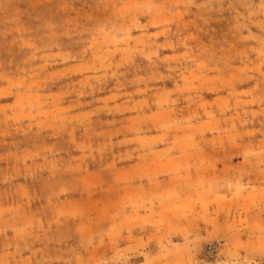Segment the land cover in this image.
<instances>
[{"label": "rangeland", "instance_id": "obj_1", "mask_svg": "<svg viewBox=\"0 0 264 264\" xmlns=\"http://www.w3.org/2000/svg\"><path fill=\"white\" fill-rule=\"evenodd\" d=\"M243 211L264 213V0H0V264H264Z\"/></svg>", "mask_w": 264, "mask_h": 264}, {"label": "crops", "instance_id": "obj_2", "mask_svg": "<svg viewBox=\"0 0 264 264\" xmlns=\"http://www.w3.org/2000/svg\"><path fill=\"white\" fill-rule=\"evenodd\" d=\"M40 3H43V1L42 2H40ZM230 169H232V168H229L228 169V171L230 170ZM220 171H224L223 170V168L221 167V168H218L217 169V173H220ZM183 175H185V177H187V179H191L192 178V170H190V168L189 167H186V168H183V170H182V172H181ZM215 177H216V174H215ZM243 180V179H242ZM244 181V180H243ZM242 181V182H243ZM242 184H246V185H249V182L248 181H246V182H243ZM237 188H238V184L237 183H235L234 184V186H233V188H231V189H229L228 191H224V193H223V195H221V197H223V205L222 206H226L227 207V210H228V208H230L231 206H234V205H236V202H235V198L234 197H236L237 196V194H235L236 193V191H237ZM197 196V199H192V200H183V202L182 203H189V207H193V205L194 206H199V204H198V202H199V200H201V197H199L198 196V194L196 195ZM191 203H193V204H191ZM190 209V208H189ZM223 209V208H222ZM222 209L220 210V211H222ZM219 211V212H220ZM246 211V210H245ZM188 213H190V214H192L191 216H190V218H192V219H194V221H195V224L197 223L198 224V227H200V228H202V227H204L203 225H202V223L204 222L202 219H204L205 220V217L204 218H200V216H201V211H194L193 209L191 210V211H187ZM200 212V213H199ZM193 214H195V216L193 215ZM239 215V220H240V223H242V221H247V222H249L251 225L253 224V223H257V224H260L261 226H262V230L260 231V237H263L264 238V213L262 214V216L257 220H252L251 219V215H249L248 213H246V212H241L240 214H238ZM194 216V217H193ZM221 217V216H220ZM189 218V219H190ZM250 218V219H249ZM231 222H234V223H237L236 221H237V218H236V221H235V218L234 217H232L231 218ZM203 221V222H202ZM202 225V226H201ZM196 227V226H195ZM197 227V231H198V228ZM183 230H184V227H183ZM188 230V231H187ZM187 230H186V228H185V230L183 231L184 233H187V234H190L191 233V229H189V226H188V228H187ZM193 231H195V229L193 230ZM198 232H200V230L198 231ZM134 240H138V238L137 237H135L134 236V238H133ZM130 247H133L132 249L133 250H137L138 248H137V245L135 244V242H131V245H128V247L127 248H130ZM127 248H125V249H127ZM131 249V248H130ZM139 250V249H138ZM261 253L262 254H264V248L263 249H261ZM138 254H140L139 252H137V254L136 255H138ZM144 255V254H143ZM145 262V261H144ZM140 264H144V263H140Z\"/></svg>", "mask_w": 264, "mask_h": 264}, {"label": "built area", "instance_id": "obj_3", "mask_svg": "<svg viewBox=\"0 0 264 264\" xmlns=\"http://www.w3.org/2000/svg\"><path fill=\"white\" fill-rule=\"evenodd\" d=\"M218 243H219V242L216 241V242H213V243L208 244V246H207V248H206V251H207V252H213L214 249H216Z\"/></svg>", "mask_w": 264, "mask_h": 264}]
</instances>
